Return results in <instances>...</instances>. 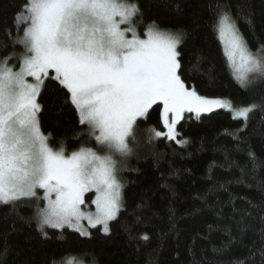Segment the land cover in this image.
Returning <instances> with one entry per match:
<instances>
[{"label": "snow or ice", "instance_id": "6c2138e0", "mask_svg": "<svg viewBox=\"0 0 264 264\" xmlns=\"http://www.w3.org/2000/svg\"><path fill=\"white\" fill-rule=\"evenodd\" d=\"M209 8L212 30L233 78L245 90L264 85V42L256 36V12L250 0H240L235 15L229 0H214ZM143 16L139 0H24L20 5L13 28L5 29V35L11 38L14 30L12 47L21 45L24 50L0 60V206H11L5 219L35 220L45 241L51 239L48 229L61 230L62 240L65 229L89 239L93 229L110 236L112 223L125 210L126 184L120 172L140 144L139 123L147 122L154 106L160 108L164 130L148 128V145L159 139L189 143L177 139L183 135L177 126L185 113L199 120L202 114L226 109L233 119L243 120L244 128L253 113H264V98L236 106L226 98L201 95L195 84L186 83L183 49L192 33L161 29L153 21L141 36L134 21L139 18L142 23ZM241 19L257 45L255 51L240 29ZM13 58L18 65L9 64ZM196 60L194 70L199 71L204 57ZM207 74L211 78L212 69ZM47 80L66 91L64 97H53V105L59 101L58 111L62 113L70 104L79 124L87 127L76 139L87 136L95 147L81 145L67 153L63 142L59 149L50 145L51 134L43 131L40 121L44 105L38 102ZM247 156L255 172L259 157L250 145ZM245 167L241 166L242 173ZM255 186L262 198L258 203L248 200L247 208H237L238 198L230 197L239 240L226 229L230 237L226 247L240 243L248 251L229 264H264V182L257 181ZM19 205L34 208V215L20 216ZM249 232L256 236L251 245L244 244ZM129 237L136 239L131 232ZM139 239L149 241L150 237L145 234ZM9 252L7 246L0 248V264H8ZM44 264L65 261L60 253H52ZM94 264H98L95 259Z\"/></svg>", "mask_w": 264, "mask_h": 264}, {"label": "trees", "instance_id": "16d2710c", "mask_svg": "<svg viewBox=\"0 0 264 264\" xmlns=\"http://www.w3.org/2000/svg\"><path fill=\"white\" fill-rule=\"evenodd\" d=\"M229 2L235 15L240 0ZM23 3L24 0H0V60L24 50L21 45L12 47L14 30L11 38L5 35V29L13 28V17ZM139 3L144 12L142 23L137 18L141 27L155 21L161 29H185L192 33L183 49L182 75L186 83L195 84L201 95L226 98L236 106L262 102L264 85L245 90L227 67L222 44L211 27L209 5L214 0H139ZM250 3L256 12V36L264 42L261 31L264 0H250ZM176 5L180 6L179 11ZM239 26L255 51L257 45L252 42L243 19ZM197 56L204 57L199 71L194 70ZM13 63L18 65L19 61L13 58L9 64ZM208 69H212L211 78ZM45 84L38 99L44 105L40 121L43 131L51 134L50 145L59 149L63 142L67 153L81 145H95L87 136L76 139L79 133L87 132V127L79 124L70 104L62 113L58 111L59 101L53 105V97H64L66 91L55 81L47 80ZM159 114L160 108L154 106L147 122L139 123L138 152L123 173L125 210L112 223L110 236L105 237L94 229L93 238L89 239L65 229L66 239L62 240L61 230L48 229L51 239L45 241L35 220L27 223L14 216L5 219L11 206H0V248L10 249L8 264H44L52 253H60L64 261L75 258L85 264H94V259L98 264H229L230 260L246 256L248 250L240 243H234L230 249L226 247L230 239L226 229L239 240L229 200L238 198L236 207L244 209L248 200L258 203L262 198L255 185L257 181L264 182V124L261 123L264 113H253L247 128L243 127V120L233 119V114L225 109L202 114L199 120L194 114H187L178 125L177 131L183 135L177 139H187L189 143L178 145L172 140L159 139L148 145V128L164 130ZM249 145L259 157L260 166L255 172L247 156ZM241 166H246L244 173ZM18 211L23 217L34 215V208L24 205H19ZM13 223L15 231H12ZM129 232L136 239H130ZM162 233L166 238H162ZM145 234L149 241L139 239ZM255 239L249 232L244 244L251 245ZM153 250L158 251L153 253Z\"/></svg>", "mask_w": 264, "mask_h": 264}, {"label": "rangeland", "instance_id": "374dc122", "mask_svg": "<svg viewBox=\"0 0 264 264\" xmlns=\"http://www.w3.org/2000/svg\"><path fill=\"white\" fill-rule=\"evenodd\" d=\"M134 25L137 27V30H138V32L140 33V35L141 36H143V34H144V31L146 30V27L147 26H145V27H141L140 26V24L137 22V19L134 21ZM14 65H16L15 63H13ZM30 81L32 80V78L31 77H29L28 78ZM229 100V99H228ZM231 101V100H230ZM38 102H39V99H38ZM232 102V101H231ZM233 103V102H232ZM234 104V103H233ZM226 110V109H225ZM187 114H189V113H185V116L187 115ZM177 129H178V126H177ZM163 131V130H162ZM138 137V139H139V136H137ZM178 138V137H177ZM86 146H89V147H95V145H86ZM137 148H136V151H135V154L134 155H132L131 157H129L128 159H127V161H126V164H125V167L121 170V172H120V177H121V179H122V181H123V173H124V171L127 169V167L129 166V164H130V162L132 161V159L137 155ZM71 153V152H70ZM40 194L41 195H43V190H40ZM92 198H94V193H92ZM41 206H43V203H41ZM90 208H91V210H95V206L94 205H90ZM94 230V229H93ZM92 230V231H93ZM65 264H85V263H83V262H81V261H79V260H77V259H75V258H72V259H69V260H66L65 261Z\"/></svg>", "mask_w": 264, "mask_h": 264}]
</instances>
